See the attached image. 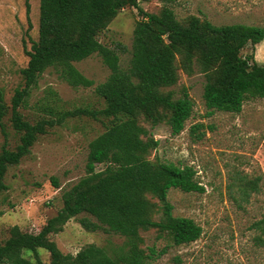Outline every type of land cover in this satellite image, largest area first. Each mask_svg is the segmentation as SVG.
Listing matches in <instances>:
<instances>
[{
	"label": "trees",
	"instance_id": "trees-1",
	"mask_svg": "<svg viewBox=\"0 0 264 264\" xmlns=\"http://www.w3.org/2000/svg\"><path fill=\"white\" fill-rule=\"evenodd\" d=\"M139 1L148 0H39L38 36L30 50L24 49L28 56L27 65L20 70L24 85L11 98L10 118L20 133L19 143L14 149L5 144L1 148L0 193L8 188L4 182L8 167L19 164L48 129L80 115L104 116L109 124L88 142L84 175L62 191L61 208L40 231L31 234L18 225L10 228V236L0 244V264H45L38 248L48 251L49 264H148L167 249L144 248L141 230L155 229L172 245L188 244L201 236L202 227L191 217L174 215L167 198L170 188L203 192L196 169L152 158L159 142L145 125L164 123L173 135L185 129L194 101L186 89L177 98L166 89L176 84L179 69L187 75L196 71L204 75L202 98L207 115L216 110L238 113L246 99L264 98V62L257 61L253 52H241L264 40V27L216 25L194 15L182 22L167 5L154 13L144 11ZM125 7L137 8L142 18L135 23L131 56L122 67L118 52L102 44L98 35ZM26 10L28 13L27 1ZM93 54H98L110 71L94 88L105 102L102 109H60L58 97L49 90L48 116L34 122L23 117L19 107L48 68L73 88L92 86L93 80L74 62ZM4 114L0 91V117ZM206 128L203 122L191 124L190 140H202ZM259 179L245 175L235 179L245 200L259 191ZM52 181L59 187L56 178ZM79 214H84L78 219L84 229L118 234L124 237L123 243L110 251L89 243L75 254L63 253L49 235L61 232L65 223ZM260 229L264 235V225Z\"/></svg>",
	"mask_w": 264,
	"mask_h": 264
},
{
	"label": "rangeland",
	"instance_id": "rangeland-1",
	"mask_svg": "<svg viewBox=\"0 0 264 264\" xmlns=\"http://www.w3.org/2000/svg\"><path fill=\"white\" fill-rule=\"evenodd\" d=\"M165 5L182 22L194 15L216 25L264 27V0L139 1V6L147 12L157 13ZM141 18L137 8L125 7L98 35L102 44L118 52L122 67L130 59L133 29ZM38 19L39 0H0V91L5 105V114L0 117V151L3 144L14 149L19 143L20 133L13 128L10 118L11 98L24 85L20 72L28 61L24 49L30 50L37 39ZM241 52L243 55L253 52L257 61L264 62V40L254 48L245 46ZM74 65L93 80V85L73 88L53 68L46 69L19 107L26 120L34 122L48 116L45 105L51 100L49 90L55 92L56 102L63 110L104 107L103 98L94 90L110 73L101 57L93 54ZM178 74L176 84L166 89L173 98L186 89L194 101V112L185 129L173 135L164 123L145 126L159 142L152 158L188 164L196 169V179L203 192L170 188L167 198L174 215L193 218L203 231L193 242L172 245L165 236H158L155 229L141 230L144 248L153 245L167 249L148 264H264V235L260 229L264 225V98L246 99L238 113L216 110L207 115L202 98L204 75L198 71L187 75L181 69ZM195 122H203L207 128L202 140L192 142L188 127ZM108 124L109 118L104 116L67 118L62 125L40 135L19 164L8 167L4 177L8 188L0 193V244L10 236L13 225L24 232L37 233L57 213L62 206V191L85 173L88 142ZM242 175L249 179L260 177L259 191L252 192L247 200L235 180ZM53 178L58 180L59 187L53 184ZM83 215L69 219L61 232L49 235L63 253L75 254L89 243L110 251L123 243L124 237L118 234L84 229L78 221ZM257 222L260 225L256 226ZM258 236L260 240L256 239ZM38 253L49 264L48 251L38 248Z\"/></svg>",
	"mask_w": 264,
	"mask_h": 264
},
{
	"label": "built area",
	"instance_id": "built-area-1",
	"mask_svg": "<svg viewBox=\"0 0 264 264\" xmlns=\"http://www.w3.org/2000/svg\"><path fill=\"white\" fill-rule=\"evenodd\" d=\"M38 232H39V231H38ZM38 232H37V233H38ZM37 233H31V234H37Z\"/></svg>",
	"mask_w": 264,
	"mask_h": 264
}]
</instances>
